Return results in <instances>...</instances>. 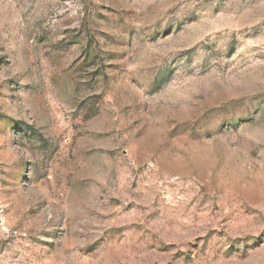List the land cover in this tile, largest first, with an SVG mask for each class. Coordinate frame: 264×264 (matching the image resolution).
Returning <instances> with one entry per match:
<instances>
[{"label":"rangeland","instance_id":"1","mask_svg":"<svg viewBox=\"0 0 264 264\" xmlns=\"http://www.w3.org/2000/svg\"><path fill=\"white\" fill-rule=\"evenodd\" d=\"M0 264H264V0H0Z\"/></svg>","mask_w":264,"mask_h":264}]
</instances>
